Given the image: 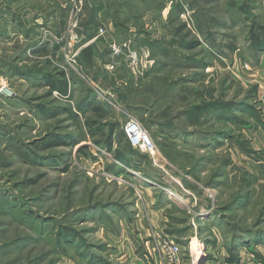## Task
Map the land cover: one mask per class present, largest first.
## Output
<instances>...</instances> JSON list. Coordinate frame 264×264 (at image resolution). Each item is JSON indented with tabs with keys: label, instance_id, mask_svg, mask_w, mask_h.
<instances>
[{
	"label": "rangeland",
	"instance_id": "obj_1",
	"mask_svg": "<svg viewBox=\"0 0 264 264\" xmlns=\"http://www.w3.org/2000/svg\"><path fill=\"white\" fill-rule=\"evenodd\" d=\"M64 1L24 4L48 15L43 27L33 25L32 12L21 21L34 30L30 41L15 46L16 37L0 36V264H159L155 233L182 245V263L235 264L240 256L244 264H264V240L247 236L231 247L234 233L239 239L247 229L264 233V50L253 49L251 32L253 22L264 25V0H82L79 11ZM58 6L62 25L55 34L48 26ZM147 38L170 56L152 54ZM96 39L101 53L90 44ZM192 39L201 46L186 49L184 40ZM114 40H132L140 58L150 52L144 75L125 54L118 68L107 69ZM33 44L39 50L26 49ZM188 56L208 65L192 67ZM62 71L69 92L50 96L42 76ZM90 89L96 96L90 104H105L102 119L92 105L78 108ZM138 103L146 109H136ZM35 104L76 115L42 117ZM216 104L223 105L220 118L210 116ZM193 105L209 106L190 113ZM131 118L150 134L153 152L132 146L125 133ZM87 119L104 121L105 134L92 136ZM160 121L173 125L160 130ZM236 197L238 204L224 209Z\"/></svg>",
	"mask_w": 264,
	"mask_h": 264
},
{
	"label": "trees",
	"instance_id": "obj_2",
	"mask_svg": "<svg viewBox=\"0 0 264 264\" xmlns=\"http://www.w3.org/2000/svg\"><path fill=\"white\" fill-rule=\"evenodd\" d=\"M176 8L178 9L177 13H180L183 10L181 5L180 6L176 5ZM94 9H98V8L96 7ZM201 17L203 18V15H201ZM206 19H207V21L209 23H211V22L214 23V24H218L219 23L218 20L215 17H208V15H207ZM183 26H185V25H182L181 28H183ZM199 28L202 30L201 26H199ZM251 32L254 35V43L256 45V48L253 47V49L255 51L264 50V46H262L263 48H259V41L260 40H262V41L264 40V25L260 24V23H258L256 21L253 22L252 28H251ZM146 41L149 44L150 43L153 44V46H150L151 47L150 49L152 50V54L155 55L156 51L159 50V51H162L164 53V55L170 56L167 53V50L164 49L161 46L160 43H157L156 41H149L148 38H147ZM199 45L201 46V43H200L199 40L192 39V40H188L186 42L184 40V47L186 49L193 50V49L197 48ZM187 59H188V61H186V63L191 64L192 67H206L208 65V63H206V62H203L201 60L195 59V58L190 57V56H188ZM191 62H193V64ZM159 64H160V61L156 62V65L154 66L153 70L150 69L147 72L146 75L148 76L152 72H155L156 69H158ZM180 65H185V64H180ZM11 68H13L14 73L22 75L23 77H26V78H32L34 75H36V73L32 72L31 70L22 69L20 67H11ZM151 78H153V77H151ZM42 79H43L42 82L49 87V92L48 93H49L50 96L53 95V91H55V90L59 91L60 94L63 97L68 94V92H69V81L70 80L67 78L65 72H63V71L59 72V75H57V76H55L54 74H51V73H46V74H43ZM149 86H150V84H149ZM119 88H124V87H119ZM93 98L96 99V96H95V94L93 92V89H90L84 94L83 100H81V102L79 103L78 108L81 111H85L86 109H88L86 107V105L89 104V106H88L89 108H90V105H92L93 111L96 112L97 115L99 117H101V119H102L103 115L100 114V113L102 111H104L103 110L104 108L102 106H104L105 104L102 103V102H100L101 104H98V105H96V104L93 105L94 103L90 104L89 99H93ZM35 105H36L35 109H36L37 115L42 116V117H54V116L58 115L59 113H61V111H65V112L68 111L70 114L76 115L75 112H73L72 108H63L62 109V108H60L61 106L59 108H53L54 106L52 107V105H47V104H35ZM133 105H138V106H136V109H146V107H147L144 103H138V104H133ZM216 105H215L214 109L210 110V116L211 117L217 116V118H220L221 115L219 114L217 109H222L223 105H221V104H216ZM205 106H209V105H201V106H194L193 105L192 108H190L191 110L189 109L190 110L189 112L192 113L193 111L198 110L200 108L204 109ZM210 107L212 108V106H210ZM166 111H168V110H166ZM165 113H166L165 111H160L158 114L164 115ZM228 113L229 114L232 113L231 119H234V120L238 116L235 109L234 110L230 109ZM227 116H228V114H227ZM100 121L99 120L98 121L97 120L93 121V120L87 119L89 127L92 129V136H98V135L105 134L103 132V130H102L104 128L103 125H105V123H104V121H101V122ZM172 123L173 122H170V121H168V122H161L160 121V125L163 126V127L160 128V130H164L165 131V129L170 128L173 125ZM112 133L113 132L111 131L109 135H106V137H108V142H107V149L108 150H110L112 148V146H111L112 145V136H111ZM72 143L78 144L79 142H77V140H73ZM51 145H54V144H50V146ZM30 151L32 153H35L34 150H30ZM35 156H36V158H39V159H47L46 156H44L41 153H37V151L35 153ZM122 160L125 161L126 159L123 158ZM118 170H119V168H118ZM117 173H120V172L117 171ZM238 202H239V197H236V199L233 202H231V204L229 206L224 207V209H226V210L230 209L231 210L233 207H235V205L238 204ZM93 211H95V209L91 210V212H93ZM85 212H87V210ZM246 231H247V234L244 235V236H241L240 239L239 238H235L237 233H234L233 238L231 240V247L232 248H236V243H238V240L242 239L241 242L242 243L245 242V238L247 236L253 237V239H255L256 242L264 240V233L262 232V229H259V230H256V231L247 229ZM61 233H62V230L59 227L58 234L56 236L57 243H58L59 246L62 245V243H61L62 242ZM171 233H173V232H171ZM81 246L86 249V245L85 244H81ZM89 252L88 251L87 252H83V254L86 255V256H92V257L95 256V258L100 259L98 254H95V252L93 254H91ZM102 260H104V259H102ZM235 261H239L240 262V256H238L236 259H234V262Z\"/></svg>",
	"mask_w": 264,
	"mask_h": 264
},
{
	"label": "built area",
	"instance_id": "obj_3",
	"mask_svg": "<svg viewBox=\"0 0 264 264\" xmlns=\"http://www.w3.org/2000/svg\"><path fill=\"white\" fill-rule=\"evenodd\" d=\"M76 3V10L79 11V7L77 5V2L79 4L82 3V0H73ZM74 26L76 24L74 23ZM107 29L105 27H101L99 29L98 35L105 36L107 34ZM132 40L128 41H112L110 43L111 48V54L115 58L112 62L107 63L106 67L107 69H115L118 68L120 63L117 61V58L126 55V58L129 61L130 66H134L135 68H141L143 67L142 74L144 75L145 72L149 69V66L152 65V59L150 60L151 54L150 52H143L141 55V58L136 53V50L132 49ZM73 57L75 58L76 55L73 54ZM73 62V59L70 60ZM76 62V60L74 61ZM148 63V64H147ZM94 89L96 90V94L102 98L103 100H106L105 93L103 92V89L98 87L96 84H94ZM8 94H12L11 89L5 88V91ZM125 133L130 140L133 147L138 148L140 151L145 152H153L154 151V142L150 136V134L143 128V126L140 124L138 120L135 118L128 119L125 124ZM154 239L156 242L157 250L160 254V260L159 264H182L183 260L181 257L182 252V245L176 242L175 240H171L169 237L164 236L161 233H155Z\"/></svg>",
	"mask_w": 264,
	"mask_h": 264
},
{
	"label": "crops",
	"instance_id": "obj_4",
	"mask_svg": "<svg viewBox=\"0 0 264 264\" xmlns=\"http://www.w3.org/2000/svg\"><path fill=\"white\" fill-rule=\"evenodd\" d=\"M2 1L9 2L10 5L7 7L6 4H4V5L2 4ZM32 1L33 0H0V23H2V20H4V19L7 20L5 22L7 27L2 29L1 25H0V36L12 35V41H13L14 37H16V40L14 41V42H16L15 46H18L17 43L21 42L23 40V38L26 41H30L31 40V34L34 32V30L32 28H29L30 26H26L28 28L24 29V26H23L24 23L21 22L22 20H24V19L29 20V15L32 14L34 17H36V21L33 23V25L43 27L45 24L42 21H43V19L46 18V16H48L45 12L46 10L39 12L38 8L32 7V9H30L27 5H24V4H28V3L32 4ZM53 1L57 2V4H60L61 7H63V5H61V4H63L65 2L64 0H53ZM39 9L41 10L43 8H39ZM55 11L57 12L56 17L50 18V23H49L48 27L50 28V30H53V33L60 34L62 24L60 25V23H59L61 20L60 19V13H59V6ZM30 12H32V13L29 14ZM103 12H104V8L102 7L98 11V15L100 18H101V15L103 14ZM98 15H96V17H95L96 20L98 19ZM90 17H91V15H90ZM7 22H8V24H7ZM0 41H1V38H0ZM90 44L93 45L95 50H100V53L103 52V50H101L103 43H100L99 39L93 40ZM39 48H40L39 46H34V44H33L30 46H27L26 49H28L31 52L32 51L35 52V50H39ZM200 251H201L200 252V254H201L203 251L201 249H200ZM200 254L198 255V257L200 256ZM191 257H195V254H192ZM202 257H203V255L200 256V258H202ZM245 260H246V258H242L240 262L235 263V264H244ZM247 263L251 264V262H249L248 260H247ZM182 264H186L185 259H184V263H182Z\"/></svg>",
	"mask_w": 264,
	"mask_h": 264
},
{
	"label": "bare ground",
	"instance_id": "obj_5",
	"mask_svg": "<svg viewBox=\"0 0 264 264\" xmlns=\"http://www.w3.org/2000/svg\"><path fill=\"white\" fill-rule=\"evenodd\" d=\"M203 253V252H202ZM203 255V254H202Z\"/></svg>",
	"mask_w": 264,
	"mask_h": 264
}]
</instances>
